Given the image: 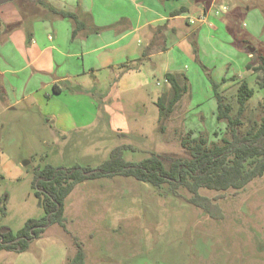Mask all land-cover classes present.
<instances>
[{"label": "rangeland", "instance_id": "1", "mask_svg": "<svg viewBox=\"0 0 264 264\" xmlns=\"http://www.w3.org/2000/svg\"><path fill=\"white\" fill-rule=\"evenodd\" d=\"M113 1L12 0L0 6L7 23L0 28V232L10 228L15 235L28 219L45 215L34 185L38 167H95L118 146H125L129 161L152 152L186 158L183 141L190 133L207 137L210 146L221 144L230 134L226 121L216 117L215 83L233 115L240 83L254 90L240 133L255 129L264 117V70L256 69L264 54V0L241 4L243 15L231 19L235 35L219 12L212 22L218 30L202 25L190 43L168 38L188 77L178 80L188 89L162 117L156 102L168 105L173 95L158 67L166 56L144 59L149 72L121 82L118 71L109 74L90 62L97 44H87L82 30L73 37L74 21L44 4L89 18L90 24L99 13L110 17L107 26L136 15V0L124 1V8H114ZM105 24L91 28L104 31ZM140 39L138 50L144 47ZM121 45L103 47L99 54L120 57ZM34 46L51 48L46 59L52 69L37 68ZM57 78L60 93L53 90ZM200 194L219 206L217 215L189 203L184 187L174 195L167 184L157 189L134 177L85 180L65 200L66 228L48 225L25 252L0 251V264H71L79 243L86 264H264V175L242 189L203 188Z\"/></svg>", "mask_w": 264, "mask_h": 264}, {"label": "trees", "instance_id": "2", "mask_svg": "<svg viewBox=\"0 0 264 264\" xmlns=\"http://www.w3.org/2000/svg\"><path fill=\"white\" fill-rule=\"evenodd\" d=\"M55 14L70 18L74 21L73 36L78 30L87 25L72 11L57 9L44 3ZM98 28H94L97 31ZM261 64L256 69L264 70V54H260ZM251 68V65H247ZM188 80L187 76H183ZM167 80L173 89V95L168 105L161 100L156 103L160 110V116L164 112H172L188 89V84H181L177 75L166 74ZM217 99V114L219 121H226L227 131L230 137H224L221 144H208V138L204 136L190 137L183 141L187 146L189 157H173L150 153L139 161H129L124 157L125 146H118L111 150L107 159L95 167L81 164L71 166H55L46 164L38 167L35 174L34 185L38 196L43 198L45 215L39 219L30 218L24 226L14 235L10 228L2 231L0 236V251L8 250L22 253L28 250L31 242L39 238L45 231V227L57 223L66 228L64 207L65 200L75 186L85 180L111 178L115 176L134 177L135 179L151 184L157 189L165 184L176 195L177 189L186 188L191 197L188 202L203 208L207 213L215 214L220 211L219 206L212 203L207 196L200 194L201 189L227 190L242 189L254 179L264 175V117H262L255 129L245 132L238 131L242 123V115L245 112L247 101L253 96L254 90L243 80L238 88V111L232 114V106L224 101L217 91L219 85L214 84ZM55 93L62 91L59 82L53 84ZM168 159V164L164 162ZM216 210V211H215ZM5 214L4 208L2 209ZM71 259V264H86L85 252L81 244Z\"/></svg>", "mask_w": 264, "mask_h": 264}, {"label": "crops", "instance_id": "3", "mask_svg": "<svg viewBox=\"0 0 264 264\" xmlns=\"http://www.w3.org/2000/svg\"><path fill=\"white\" fill-rule=\"evenodd\" d=\"M124 1L128 0H114L113 7L122 8L120 5L123 6ZM243 3H246V0H136V15L133 16V14H130V16H124L123 19L125 18L126 20L122 25L107 26L111 24L107 21L110 17L106 18L105 16L107 14L103 15L99 13L98 15H93L90 20L97 25L108 22V24L102 25L107 26L104 31H94L96 27L91 28V24L93 23H89V18L82 20L88 27L86 26L80 30L86 34L84 41L87 44H97V47L93 48L94 56L90 59V62L92 63V61H94L97 64L95 68L110 71L109 74L118 71L119 75L117 77L121 82L126 81L131 75L147 74L149 69L147 65H145L146 62H144V59L163 55L167 57L165 58L166 62L164 64L161 62L158 67L164 72L165 77L168 73L177 76H187L181 69L180 62L172 56L174 44L171 45L168 42V38L175 36L180 38L177 41H188L190 43L195 37L191 35H194L196 30L202 25L218 30L219 27L215 26V29V24L212 23L213 21L218 22L216 18L217 10L223 12L221 23L224 22L231 34L235 35V29L232 27L233 23L231 19L234 14L243 15V13L239 12L241 10L239 8L243 6L241 5ZM5 15V12L0 15V28L7 25L4 20ZM192 27L193 29H190ZM141 37L144 42V47L138 50L134 45L142 44ZM76 42L78 43V39ZM116 44H122L121 47L118 48L120 49V57L117 56V53L114 57L106 54H99L103 47ZM49 51H51L49 47L34 46L32 49L31 53L35 54L33 62H35L38 69L43 71L52 69L50 62L46 59V55ZM76 54L75 52L73 57ZM97 54L99 56H96ZM153 65L156 69L157 64L154 62ZM75 67L77 71L80 70L78 65ZM154 70L152 73L155 72ZM68 77L69 76L66 78ZM60 81L61 80L57 78L54 80V83ZM166 81H168L167 78ZM144 85L145 81H143L142 84L139 83V85L135 87H142ZM108 126L109 125H107V127ZM120 129L122 130L120 127L115 128L117 131Z\"/></svg>", "mask_w": 264, "mask_h": 264}, {"label": "water", "instance_id": "4", "mask_svg": "<svg viewBox=\"0 0 264 264\" xmlns=\"http://www.w3.org/2000/svg\"><path fill=\"white\" fill-rule=\"evenodd\" d=\"M10 1H12V0H0V6L3 5V4H5V3H8V2H10ZM4 231H5V230H3L2 233H3ZM2 233H0L1 240L3 239Z\"/></svg>", "mask_w": 264, "mask_h": 264}, {"label": "built area", "instance_id": "5", "mask_svg": "<svg viewBox=\"0 0 264 264\" xmlns=\"http://www.w3.org/2000/svg\"><path fill=\"white\" fill-rule=\"evenodd\" d=\"M220 12V10H217V12L216 13H219Z\"/></svg>", "mask_w": 264, "mask_h": 264}]
</instances>
